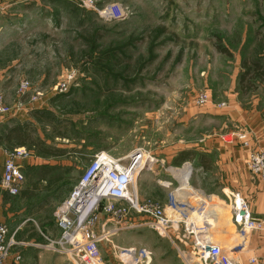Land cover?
<instances>
[{
	"label": "rangeland",
	"instance_id": "374dc122",
	"mask_svg": "<svg viewBox=\"0 0 264 264\" xmlns=\"http://www.w3.org/2000/svg\"><path fill=\"white\" fill-rule=\"evenodd\" d=\"M35 2H25L24 14L0 20L2 33L26 19L43 21L25 31L29 40L22 34L13 38L18 39L16 48L24 55L15 65L16 73H9L5 95L14 98L15 105L8 102L12 114L24 122L21 125H28L34 144L41 142L66 152L72 164L68 181L77 180L97 153L106 151L121 159L141 150L153 167L140 174L145 173L147 180L141 176L138 184L148 194L147 200L153 201L164 187L160 181H175L178 186L177 166L182 167L198 151L206 155L208 139L218 144L222 136L236 130L224 113L234 106L235 93L246 96L245 107L257 92L264 96V0ZM117 4L126 8V15L104 16L108 6ZM254 62L262 66L261 79L255 77L258 67ZM27 64L31 67L21 71ZM22 84L29 85L24 95ZM202 93L211 102L199 106ZM236 136L233 142L245 147ZM28 149L39 153L32 146ZM187 154L186 161L174 163ZM169 173L174 176L171 182L159 180V174L162 179ZM29 175L33 178L35 173ZM177 178L181 179L180 174ZM212 202L211 206L225 207L220 223L211 221L214 241L221 245L218 241L222 240L230 249L240 243L231 211L226 202ZM34 215L36 210L28 214ZM140 217L133 214L129 223H144ZM39 220L35 224L40 226ZM107 223V230L114 228ZM40 234L37 243L47 245ZM156 238L160 241L155 248L178 256L168 239L143 226L111 232L100 243L102 262L123 264L119 257L131 248L147 249L153 260L146 243L152 245ZM18 239L25 242L27 237L18 235Z\"/></svg>",
	"mask_w": 264,
	"mask_h": 264
},
{
	"label": "built area",
	"instance_id": "2783aa9c",
	"mask_svg": "<svg viewBox=\"0 0 264 264\" xmlns=\"http://www.w3.org/2000/svg\"><path fill=\"white\" fill-rule=\"evenodd\" d=\"M87 1L81 0L83 5L91 4L90 0ZM103 12L104 16L110 18L127 14L126 8L120 4L110 5ZM22 85L24 95L29 85ZM198 97L199 106L211 102L206 93ZM220 106L224 107V104ZM9 114H12V107L0 94V116ZM236 137L246 148L251 149L248 134L239 133ZM30 156L31 151L26 147L13 149L8 154L0 184L11 196L20 194L25 180L19 161ZM246 162L252 177L264 189V147L250 150ZM152 167L149 156L141 150L121 159L106 151L95 154L89 159L66 200L53 213L61 236L57 240L48 237L47 245H34L59 252L73 264H104L100 243L107 240L111 232L117 233L123 227L134 226L129 220L135 214L146 218L140 224L157 231L175 246L183 264H241L239 258L242 255H248L249 264H264L257 258V249L251 248L249 244L252 235L261 233L264 237V219L254 218L253 211L240 192L226 194L227 200L224 201L218 196L195 189L189 180L193 164L187 161L176 171L181 175V170L186 175L185 181L190 187L188 191H184V179L181 177L177 179V187L172 182H161V185L171 190L166 205L150 200L141 201L137 194L138 178ZM214 199L226 202L231 211L232 223L240 236V243L230 249L219 245L212 238L214 224L206 219V213ZM107 222L112 223L114 228L107 230ZM98 226L100 232L97 231ZM25 244L16 233H10L7 226L0 225V264H4L12 255L20 261L18 249ZM119 259L123 264H151L152 254L147 249L131 248L124 250Z\"/></svg>",
	"mask_w": 264,
	"mask_h": 264
},
{
	"label": "crops",
	"instance_id": "0c3cea01",
	"mask_svg": "<svg viewBox=\"0 0 264 264\" xmlns=\"http://www.w3.org/2000/svg\"><path fill=\"white\" fill-rule=\"evenodd\" d=\"M27 1H36L35 3L37 4L38 2V5L40 2V0H0V20L4 17L13 18L19 13L24 14V5ZM38 10L39 12L41 11L39 8ZM40 23L42 24L43 21H31L26 19L14 25L16 28L14 26H10V29L5 28L3 33L1 31H3L4 25H0V33L4 34L3 37H0V94L4 96L5 101H7V103L9 102L10 105H15L16 102L14 98L5 95V92H7V87L5 85L9 80V73H16L17 69H15V65L22 60L24 55L22 52H18L16 48L19 47L16 45L18 39L13 38L22 34L23 37L29 40L31 37H29V34L25 31L33 29ZM29 59H31V57H29ZM29 65L22 66L21 71L25 68H30L31 64ZM234 96V106L229 109H224V113H226L225 116L228 117V123L236 130H233L231 127L232 131L226 134V136H222L218 144L217 141L214 142L208 139L205 143L208 146V152L204 157H202L198 151V154H193L191 158L187 159V161L193 164V172L189 178L190 185L206 194L218 196L220 200L223 199L224 201L227 200L226 194L240 191L242 195L246 196L248 199L254 218L263 220L264 189L258 180L252 177L246 160L250 150L264 147V96L257 92L256 95L252 96L251 104H247L246 107L243 103L246 96H242V93L239 92L235 93ZM22 123L24 122L21 121V119L19 121L14 114L0 116V183L4 174V165L8 158V154L13 149L24 147L15 144L14 139H7L6 135L12 132L13 128ZM228 123L226 122L224 126L225 129ZM239 133L248 134L251 149L233 142V137ZM230 138H232L231 141H229ZM26 148L28 147L26 146ZM67 158V156L54 158L40 152L36 154L32 151L29 158L19 161L22 172L25 174V180L20 194L11 196L8 192L3 190L0 184V225L7 226L10 233H16L17 237L18 235L27 237L25 240L26 244L18 249L21 260H15V255H12L4 264H73L67 256L59 252L34 245L39 240V233H41L40 235L45 237L44 239L46 240L48 237L57 240L60 234V229L56 227L53 213L57 206L66 200L78 180H73L72 182L70 180L68 181V178L66 179L67 175L72 173V164ZM175 164L179 165L180 162ZM178 167L180 166H177V168ZM30 173H35L33 178H30ZM180 173H182V171ZM169 174L171 175V173ZM169 174H163L164 176H162V179L159 174V180L164 179L165 182H171L174 176L171 175L170 177ZM141 176H139L138 179L141 177V179L143 178L146 182L147 179L144 178L147 177V175L144 173ZM176 179L178 178L176 177ZM176 181L178 184V180ZM158 187L161 186L158 185ZM161 188L162 191H166V194L158 188V190H160L159 195L162 196L155 193L153 201L166 205L171 190L164 187ZM25 190L26 193L24 192ZM137 194L141 201H146L149 198L147 197L148 194L142 192V187H139V184ZM34 210H36L37 214L34 216L38 219L28 216V214L32 213ZM140 219L146 220V218L142 216ZM36 220L40 221V226L35 224ZM32 224H35L36 228L33 229L34 234L29 236V228L33 227ZM143 226L147 227L144 224H134L132 227H123V229H137ZM41 228L44 229V231H42ZM99 228L100 226L97 227L98 232H100ZM123 229L119 232L123 231ZM237 234L239 233L237 232ZM234 237L236 238L237 235ZM158 241L160 240L156 238L154 244L148 245L146 243L147 246L151 247L150 249L154 254L152 264H183L178 259V256L166 254L158 250V248H155ZM250 241L252 242L250 244L253 248L257 247V250H255L256 254L264 258L263 235L261 233L252 235ZM140 245L143 246L142 243ZM239 260L241 264H249L248 255L240 256Z\"/></svg>",
	"mask_w": 264,
	"mask_h": 264
},
{
	"label": "trees",
	"instance_id": "16d2710c",
	"mask_svg": "<svg viewBox=\"0 0 264 264\" xmlns=\"http://www.w3.org/2000/svg\"><path fill=\"white\" fill-rule=\"evenodd\" d=\"M258 69L257 72L258 74L255 77H260V75H262V72H260L259 70L262 69L261 64L258 62H254ZM247 66V65H246ZM251 72V68H248L247 74H249ZM242 82V80H241ZM246 90L248 91V88H246ZM7 139H14L15 144H17L20 147H29L32 146L34 147L37 151H39L40 153L50 156V157H61V156H67L66 152L60 149H51L47 146H45L43 143L39 142L34 144L33 140H34V136L32 134H30V131L28 129V125L24 124V125H19L15 128L12 129V132H9L6 135ZM190 156V154H187L186 156H182V158L180 157L177 161H175V163H179L185 159H187ZM203 157V156H202ZM26 193V190L24 191ZM28 193V191H27ZM24 194V193H23Z\"/></svg>",
	"mask_w": 264,
	"mask_h": 264
},
{
	"label": "bare ground",
	"instance_id": "6f19581e",
	"mask_svg": "<svg viewBox=\"0 0 264 264\" xmlns=\"http://www.w3.org/2000/svg\"><path fill=\"white\" fill-rule=\"evenodd\" d=\"M183 178L184 180H183V183H187L185 180H187L186 179V175H184V172L183 173H181V175H180V178ZM188 186H185V188H184V191H188V189L190 188V187H188ZM184 195H186V194H184ZM225 209V207H224V205L222 204V205H215V204H213V206H211L210 208H209V210L207 211V213H206V219L208 220V221H214L215 222V224L217 223V224H219L220 223V220H221V218H222V215L224 214V212H223V210ZM215 236H216V234H215ZM213 238V240H214V238L215 237H212ZM217 240V239H216ZM219 240V239H218ZM217 240V241H218ZM218 242H220L221 243V245H222V240L220 241H218ZM223 245H225V244H223ZM227 247V246H226Z\"/></svg>",
	"mask_w": 264,
	"mask_h": 264
},
{
	"label": "water",
	"instance_id": "95a60500",
	"mask_svg": "<svg viewBox=\"0 0 264 264\" xmlns=\"http://www.w3.org/2000/svg\"><path fill=\"white\" fill-rule=\"evenodd\" d=\"M180 171V170H179ZM181 172V171H180Z\"/></svg>",
	"mask_w": 264,
	"mask_h": 264
}]
</instances>
